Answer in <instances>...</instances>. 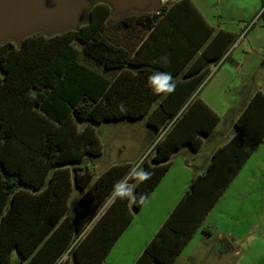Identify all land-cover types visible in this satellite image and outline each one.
Instances as JSON below:
<instances>
[{
  "label": "trees",
  "instance_id": "16d2710c",
  "mask_svg": "<svg viewBox=\"0 0 264 264\" xmlns=\"http://www.w3.org/2000/svg\"><path fill=\"white\" fill-rule=\"evenodd\" d=\"M187 2L160 5L152 14L122 20L120 26L127 32L135 26L146 32L132 47L109 36L107 19L113 7L107 1L87 5L85 18L75 28L49 36L33 33L19 44L0 43V264H105L143 204L113 197L106 205L116 182L133 166L112 165L93 178L85 164L103 150L93 126L147 117L157 132L179 119L180 107H173L176 88L157 95L148 77L170 73L156 65L155 58L194 54L208 38L196 47L188 41L189 49L176 42V37H189L179 26L192 19ZM260 2L257 20L264 29V0ZM221 34L217 32L211 43ZM227 36L229 46L233 38ZM200 56L218 63L222 53L206 59L203 51ZM207 72L203 69L197 81ZM121 102L125 113L118 109ZM170 133L154 139L153 153L143 160L151 178L129 181L136 185L135 194L149 196L169 169L171 155L178 150ZM247 156L237 161L235 170ZM207 176L192 182L133 264L174 263L225 189L209 186ZM74 188L80 196L68 217Z\"/></svg>",
  "mask_w": 264,
  "mask_h": 264
},
{
  "label": "crops",
  "instance_id": "0c3cea01",
  "mask_svg": "<svg viewBox=\"0 0 264 264\" xmlns=\"http://www.w3.org/2000/svg\"><path fill=\"white\" fill-rule=\"evenodd\" d=\"M187 1L193 16L179 26L187 29L189 37L186 40L176 37V42L185 44L189 41L196 47L208 38L194 54L190 52L180 58L174 55L167 62L164 59L154 60L156 65L170 73L178 72L173 77L175 85L179 83L173 107H180L179 119L160 130L171 132L170 139L178 145V150L171 155L169 169L148 196L147 203L133 214L127 228H132L139 220L141 226L135 227L127 237H123L126 236L123 232L106 256L105 264H133L176 205L190 191L192 182L207 176V173L209 186L225 188L203 220L206 221L211 212L218 208L212 221L219 222L220 230L215 244L209 247V252H214L216 259L209 264H226L229 254L237 256L243 252V245L250 249L257 234L264 237V228L254 226L253 218L251 224L247 223V218L253 215L252 206L264 205V29L257 20L261 2ZM193 9L198 15H194ZM112 12L107 19L108 34L119 45L132 47L138 43L139 36L145 37L146 32L141 26H135L132 32L120 26L122 20L133 15L119 17L118 25L111 29L108 24ZM219 31L223 34L215 43H211ZM208 32H211L210 36H206ZM227 35L233 38L229 46H226ZM177 48L173 47V51ZM203 51L206 59L222 53L220 61L205 62L200 56ZM141 58L145 60L144 55ZM203 69L208 72L197 81L195 77H200ZM157 104L158 101L154 107ZM153 140L151 138L146 147H151ZM245 154L247 158L235 170V164ZM249 204L251 209L248 206L245 212L243 206ZM213 226L211 222L200 227L173 264L208 262L205 251L194 256L199 246L191 242L200 229L202 238L205 235L208 241L212 239ZM252 260L253 264H260L262 258L257 256Z\"/></svg>",
  "mask_w": 264,
  "mask_h": 264
},
{
  "label": "rangeland",
  "instance_id": "374dc122",
  "mask_svg": "<svg viewBox=\"0 0 264 264\" xmlns=\"http://www.w3.org/2000/svg\"><path fill=\"white\" fill-rule=\"evenodd\" d=\"M99 1H105V0H89L86 3V6L93 2H99ZM157 10L158 8L154 9V4H151L147 1L142 2L141 4L128 6L124 8V10H117L113 7L112 17L110 20V24L108 25L111 29H113L114 27H116V25H118L117 20L121 16L122 17L126 15L142 16L148 13L152 14L156 12ZM82 16L83 18H85L83 11H82ZM93 128L95 129L96 134L98 138L100 139V142L103 147L101 156H99L95 160H92L91 162H86L85 164V166L87 165V167L92 172L93 178L100 175L110 166L117 165V164H123L126 161L130 162V164L133 166L132 167L133 169L134 166L137 163H139L141 159L144 158L145 154H148L150 152L149 155H151L153 153L152 150L150 151L151 147H146L147 146L146 144L151 140V138L161 139L165 134V130L160 131L158 133L154 129H152L147 124V117H144L139 120H134V121L133 120H123V121H120L119 123H102L100 125H94ZM140 152H141V155H139ZM146 159H148V157ZM129 173L126 177H128L130 181L132 177L129 176ZM133 183L134 182H130V184H133ZM79 196H80L79 191L74 188L70 196L69 202H68V214H67L68 217L72 216L73 206L76 205ZM112 198L113 196H110L109 200L106 202V205L111 201ZM250 205L251 204L243 206V209H245V212L247 211L246 209L248 208V206H249V209H251ZM217 209L218 208L216 207L213 210V212H211L209 218L206 221H203L201 225V228H203L206 226V224H209L211 222L214 223L213 238L210 239L209 241L207 240L205 235H204V238H202L203 234L200 229L197 232L196 236L193 238L194 240L191 242V243H196V245L199 246L194 256L195 255L199 256L205 251V258L206 257L209 258L208 262L206 263L200 262L199 264H209L213 260L216 259L214 252H209V247L210 245L215 244L214 240L217 236L218 231L220 230L219 222L212 221ZM252 211H253V215H250L249 218H247L248 219L247 223L251 224L250 220L251 218H253L254 221H252V224H254V226L258 227V229L264 228V205H255V206L253 205ZM138 219H140V216L138 217ZM247 219H245L244 222H246ZM141 224L142 222L141 220H139L137 224H133L134 226H131L132 228H127L124 231L125 232L124 235L126 236H123V237H127V235H129L135 229V227H140ZM260 236L258 234L256 235V239L252 242V244L249 247L250 249H247V247L243 245L242 253L238 254L237 256H233L232 253L229 254L228 255L229 258H227L226 264H232L233 262H234L233 264H237V263L238 264H253L254 261L252 259L257 256L262 258V261H260V264H264L263 263L264 256H261V254L264 255V237L263 236L260 237ZM192 256H193V253H192Z\"/></svg>",
  "mask_w": 264,
  "mask_h": 264
},
{
  "label": "water",
  "instance_id": "95a60500",
  "mask_svg": "<svg viewBox=\"0 0 264 264\" xmlns=\"http://www.w3.org/2000/svg\"><path fill=\"white\" fill-rule=\"evenodd\" d=\"M89 0H0V43L12 41L19 44L33 33L47 36L75 28L84 18V8ZM117 9L142 2L160 5L159 0H105ZM85 16V15H84ZM74 26V27H73Z\"/></svg>",
  "mask_w": 264,
  "mask_h": 264
},
{
  "label": "clouds",
  "instance_id": "9594fccd",
  "mask_svg": "<svg viewBox=\"0 0 264 264\" xmlns=\"http://www.w3.org/2000/svg\"><path fill=\"white\" fill-rule=\"evenodd\" d=\"M165 62L167 58L165 57ZM149 87L152 92L160 94H171L175 91L176 85L173 82V77L171 73L167 72H155L148 77ZM120 112H127V108L124 103L121 102L118 105ZM143 161L137 163L133 169L130 170L129 176L132 177L135 181L144 182L151 178L152 173L147 171L142 167ZM136 185L130 184L128 177L119 180L113 187L112 196L120 199H128L131 204H146L148 201V196L146 194H135Z\"/></svg>",
  "mask_w": 264,
  "mask_h": 264
},
{
  "label": "built area",
  "instance_id": "2783aa9c",
  "mask_svg": "<svg viewBox=\"0 0 264 264\" xmlns=\"http://www.w3.org/2000/svg\"><path fill=\"white\" fill-rule=\"evenodd\" d=\"M159 1H160V5H161V6H169L170 4H172V3H174V2H176V1H178V0H159ZM165 132H166V130H165ZM158 140H159V139H158ZM153 146H154V144L151 146L150 151L153 149ZM149 153H150V152H149ZM149 153H148V154H145V155H144V158L141 159L140 162L143 161L144 159H146L147 156L149 155ZM140 162H139V163H140Z\"/></svg>",
  "mask_w": 264,
  "mask_h": 264
}]
</instances>
